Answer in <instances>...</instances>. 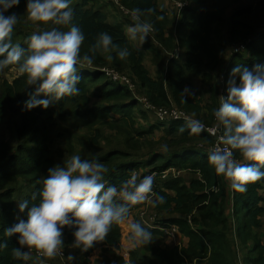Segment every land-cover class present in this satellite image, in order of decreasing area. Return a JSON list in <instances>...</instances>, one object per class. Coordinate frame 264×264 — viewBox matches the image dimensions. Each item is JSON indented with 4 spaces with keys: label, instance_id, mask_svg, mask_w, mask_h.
Returning a JSON list of instances; mask_svg holds the SVG:
<instances>
[{
    "label": "trees",
    "instance_id": "trees-1",
    "mask_svg": "<svg viewBox=\"0 0 264 264\" xmlns=\"http://www.w3.org/2000/svg\"><path fill=\"white\" fill-rule=\"evenodd\" d=\"M187 1L179 21L174 23L169 18L171 15L158 9L157 0H118L130 11L136 8L144 11L142 19L153 24L154 40L146 43V51L155 69L154 77L144 66L143 51L129 47L123 25L134 22L126 17L119 23L108 22L106 14L95 7L94 0H75L71 5L73 23L85 35L81 56L91 55L98 34L107 32L114 43L129 49L128 58L121 60L115 50L107 56L97 50L89 68L78 67L79 95L64 97L47 109L38 106L26 110L24 101L33 91L27 84V76L20 75L9 82L0 71V133L8 129L14 139L12 143L0 134V239H6L4 229L26 219L27 209L20 213L18 203L27 199L31 207L39 202L38 195L36 199L32 197L38 194L48 169L80 155L82 159L104 164L108 169L105 174L108 184L119 185L141 169L147 173L139 178L148 174L159 176L171 168L198 177L189 184L182 177L157 181L156 193L165 201L155 207L150 205L155 228L144 226L152 233L153 240L132 250L128 262L112 254L119 248L126 227V224H114L104 241L87 251L76 248L81 262L75 264H89V258L99 248L110 251L115 264H264V241L259 233L264 217V179L248 184L246 192H236L208 162V148L214 143L212 137L206 132L192 134L185 121L149 122L132 91L97 71L110 65L116 70L128 69L137 77L138 97L144 98L148 105L183 111L191 119L210 126L215 120L217 89L221 87L217 80L222 77L226 90L229 75L237 65L250 70L264 65V0ZM205 1L213 4L212 11ZM22 7H26V0H20L9 12L19 14ZM228 7L233 10L230 14L226 12ZM13 38L12 34V42ZM27 45L28 42L21 44L24 48ZM236 47L240 49L236 51ZM170 55L184 59L174 60ZM91 88L96 89L99 104L89 107L86 100L85 106L78 107ZM185 88L191 95L182 97ZM198 97L210 101L203 103ZM72 113L84 124L82 135L79 122L75 125L66 119ZM136 119L146 123L145 126L134 123ZM155 131L161 135L157 137ZM165 144L166 152L161 148ZM213 187L217 190L212 191ZM138 208L139 205L132 206L130 214ZM170 225L186 238L185 246L158 247L157 236L161 235L158 226ZM72 231L64 229L67 244L73 243ZM8 245L0 251V264H28L12 255V248L19 246L15 235Z\"/></svg>",
    "mask_w": 264,
    "mask_h": 264
},
{
    "label": "clouds",
    "instance_id": "clouds-1",
    "mask_svg": "<svg viewBox=\"0 0 264 264\" xmlns=\"http://www.w3.org/2000/svg\"><path fill=\"white\" fill-rule=\"evenodd\" d=\"M72 2L26 0L28 19L51 27L34 31L24 48L12 42L18 14L9 12L20 0H0V71L15 65L21 75L27 76V84L33 91L24 101L26 110L38 106L47 109L64 97L79 95L78 66L92 65L97 50H115L121 60L131 55L127 47L114 43L109 33L101 32L92 45L91 55L81 56L85 35L73 23ZM130 15L134 23L127 28V37L143 45L154 31L153 24L142 19L144 11L139 8L131 10ZM226 91L227 95L220 97V105L214 110L217 130L222 129V134L219 144L210 151L208 162L218 176L230 182L233 190L243 193L248 184L264 179L261 170L264 169V65L251 70L246 66L234 67ZM189 95L187 88L181 93L182 97ZM188 128L192 134H199L204 125L192 119ZM161 148L167 151L166 144ZM107 172L103 163L82 159L80 155L49 168L38 194L32 197L36 199L38 195L39 202L31 207L27 199L18 203L20 213L27 209L26 219L4 229L6 239H0V251L9 247L8 240L15 235L19 245L12 248L15 259L27 262L30 253L25 249H35L49 259L62 256L65 227L73 230L71 247L87 251L104 241L114 224L127 225L132 247L149 244L152 233L141 223L131 221L129 214L135 205L147 202L155 207L164 203L165 198L153 192L154 176L138 178L132 174L114 185L105 180ZM216 190L213 187L212 191ZM65 259L66 264H71L74 257L68 255Z\"/></svg>",
    "mask_w": 264,
    "mask_h": 264
},
{
    "label": "rangeland",
    "instance_id": "rangeland-1",
    "mask_svg": "<svg viewBox=\"0 0 264 264\" xmlns=\"http://www.w3.org/2000/svg\"><path fill=\"white\" fill-rule=\"evenodd\" d=\"M162 1H166L168 2V7L166 9V11L171 14L172 12V15L171 19L174 20V23L175 22H178V17H179V14H180V11L182 9L178 8L176 5H175V0H162ZM99 2H104V1H99ZM210 1H205V4L206 6L208 5V8H209V11H212L214 9V6L213 4L209 3ZM188 3V2H187ZM180 5V4H179ZM102 6V5H101ZM205 6V7H206ZM96 7V6H95ZM184 8V7H183ZM206 9V8H205ZM226 12L228 14L232 13L233 10L228 7L226 9ZM121 13V12H120ZM118 14L119 17H120V21L123 20L124 16L122 14ZM176 16V18L174 17ZM109 17V16H108ZM176 19V20H175ZM119 20H115L114 22L116 23H119L120 22ZM126 25H123V27H125ZM46 30L47 28H41L40 24H37V23H34L32 22L31 20L28 19V14L26 12V7H22L21 11L19 12L18 14V24L15 26V31L13 32V43L14 44H23L24 42H28V37L36 30ZM149 39L151 40H154V31L150 34L149 36ZM129 47L130 49H132L133 51H136L134 47V43L133 41L129 40ZM154 44V43H153ZM133 48H132V47ZM237 48V47H236ZM235 48V49H236ZM240 49L237 48L236 51H238ZM138 50H141V51H137V52H141L143 55H144V59H143V63H144V66L145 68L149 71L148 73L150 74L151 77H154L155 76V69L152 65L149 64V59H150V56H149V53L148 51H144L143 49H138ZM102 51V50H101ZM102 53H105V56L108 55V52H104L102 51ZM176 55H178V52L176 53ZM170 57L174 60H183L184 58H180L178 56H175V55H170ZM79 68H85V67H88L87 64H83V65H80L78 66ZM110 69L111 70H115L117 71L120 75L122 76H125L131 83L132 85V94L135 98H137L138 102H139V108L144 111L147 116H148V120L149 122L153 123V122H157L155 120V116H154V112L153 111H150L148 110L147 108H145V106L143 105V103L141 102V100L143 98H140V96L138 97V92H139V88H138V80H137V77L131 73L130 70L128 69H124V70H116L115 67L111 66L110 65ZM154 70V72L152 71ZM1 75L7 80V81H13V79L17 78L18 76H20L21 74L18 72V70L13 67V66H8L7 68H5L3 71H1ZM104 78H106L107 80H109V78L104 75ZM216 84H219L221 87L219 89H217V93H218V102H217V105L215 107V110L219 107L220 105V97L221 96H226L227 95V91L223 89V80H222V77H220ZM199 86V82H197V87ZM95 94H96V89L95 88H91L89 90V93H88V96H84V98L82 99V101L80 102V104L78 105V107H83L85 106L86 104V100H88V106L89 107H94L96 105L99 104V100L95 97ZM140 99V100H139ZM199 100L203 101V103H206V102H209L210 100L207 98V97H198ZM201 113L203 114H206L207 112L205 111H201ZM214 113V112H213ZM136 114V117H140V114L138 112L135 113ZM207 116V115H205ZM190 118H192L191 116H189ZM215 118V117H214ZM66 119L73 122L75 124L76 121L79 122V125L78 128H79V131H80V134L82 135L83 131V127H84V124L82 122L79 121V119L77 118V116H75L73 113L70 114V115H67L66 116ZM194 119V118H193ZM197 120V119H196ZM201 121V120H199ZM134 123L136 124H139L140 126H145L146 123L142 122V121H137L134 120ZM76 125V124H75ZM207 128L211 129V128H216L217 129V126H216V120H213V123L210 125V126H207L205 125ZM156 132V136L158 137L159 135H161V132H158V131H155ZM220 132H222V129L220 130ZM1 136H3V138L5 140H10L12 141V143H14V139H13V135L11 133V131H9L8 129H3L1 131ZM209 150V148H208ZM171 169H168L167 172L165 173H162L161 175L157 176L156 174H148V175H153L154 176V183H153V191L156 193V191L159 189V186L157 185V181H159L160 179H164L165 176H168L169 174H173L174 172L172 171H169ZM138 171L140 170H137V171H134L133 173L135 175H137V177L139 178V174L137 173ZM188 173V172H187ZM147 176V175H146ZM144 177V176H143ZM142 177V178H143ZM229 182V181H228ZM230 184V182H229ZM150 203H143V204H139V210L137 209V212L139 211L138 214L141 213L140 215V220H139V216L136 217V220H138L139 223L142 224V226H145V223L148 224V222H151L152 218L155 219V216L151 217V211L149 210L150 209ZM135 213H131L129 215V218L131 221H135V218L133 217ZM150 225V224H148ZM151 225H152V222H151ZM172 226V225H170ZM147 227V226H146ZM169 227V226H168ZM168 227H164V228H168ZM163 227H159L158 226V230H160V233L161 235L159 234L157 236V239L158 241H161V240H165L166 238H169L168 236L165 235V233H163L161 230H162ZM240 229V228H239ZM128 231V228H127V225L126 227L124 228V230L122 231L121 235H124L126 232ZM124 232V234H123ZM125 238V237H124ZM236 244V243H235ZM72 244H67L66 242H64V250L68 253V255H72L74 257L73 261L71 262V264H75V263H80L81 262V256H80V253L77 252V249L76 248H72L71 247ZM124 246L125 245H120L119 248L115 251H112V254L117 256V257H120L122 258L123 260H129L130 256L128 257V255H125L123 254L124 253ZM110 252V251H108ZM108 252H105L101 249H98L96 250V253L93 254L90 258H89V264H115L114 262H112V259L113 257L110 256V254ZM111 254V255H112ZM124 255V256H123ZM106 259V260H105Z\"/></svg>",
    "mask_w": 264,
    "mask_h": 264
},
{
    "label": "crops",
    "instance_id": "crops-1",
    "mask_svg": "<svg viewBox=\"0 0 264 264\" xmlns=\"http://www.w3.org/2000/svg\"><path fill=\"white\" fill-rule=\"evenodd\" d=\"M94 1H96L95 3L97 4L96 8L99 7L98 9L106 14L108 22L116 23V22H114L115 20H117V21L119 20L120 21V17L118 15L120 13V10L118 8V4H119L118 0H94ZM99 1H104V2H99ZM74 2H75V0H73L72 4ZM167 4H168V2H166V1L157 0L158 9L160 11H165L166 13H168L166 11V9L168 7ZM172 13L171 14L168 13V14L172 15ZM120 14H122V13H120ZM121 22H122V20H121ZM129 26L130 25H126L125 27H123L124 32L126 33V35H127V28ZM128 41H129V39H128ZM148 41H152V40L148 38L147 42ZM147 42H145L143 45H140L138 41H133L135 48H133L132 46L131 47L133 49H135V50L143 49L144 51H146V43ZM149 64L151 65L150 59H149ZM152 71L154 72V70H152ZM169 171H172L174 173L173 174L171 173L168 176H165L164 179H167V178H174L175 179V178H178V177H182L184 179V181L189 184V182L192 179H195V178L198 177V175L190 174V173H187L186 171L177 170L175 168H171V170H169ZM165 172H167V171H165ZM146 173H147V171L146 170H142V169L138 172L139 175H143V174H146ZM138 210H139V208H138ZM133 213H135L134 216H133L135 218V222H138V220H136V217L139 216L138 218L140 220V214H138L139 211L137 212V210H136ZM148 224H150V225H148ZM148 224L145 223V226H147V228H150V229H154L155 228V227H153L151 225V222H148ZM259 233L261 234L262 240L264 241V217H263V220H262V225H261V227L259 229ZM123 234H124V232H123ZM128 237H129V230L124 235H122L119 246L120 245H122V246L125 245L123 254L128 255V257H129L130 252H132V250H134L137 246L136 247H132L130 245ZM63 240L65 242V238L64 237H63ZM185 244H186V238L182 234L178 233L173 238H166L165 240H161L160 242H158V247H160V248L179 247L180 248L182 246H185ZM95 253H96V251L93 254H95ZM41 261L44 262V263H56L57 262V260L55 258L41 260ZM124 261L128 262L129 260H124ZM34 262L37 263L38 260H35V258H33L32 259V264Z\"/></svg>",
    "mask_w": 264,
    "mask_h": 264
},
{
    "label": "built area",
    "instance_id": "built-area-1",
    "mask_svg": "<svg viewBox=\"0 0 264 264\" xmlns=\"http://www.w3.org/2000/svg\"><path fill=\"white\" fill-rule=\"evenodd\" d=\"M187 2H188L187 0H175V5L178 8L182 9L183 6L186 5ZM118 8L124 17H126L130 21H132L131 15H130V13H131L130 10L122 7L120 4H118ZM89 67L90 66L88 65L87 68H89ZM97 71L106 75L111 81L119 83L121 85H124L130 91H132L131 90L132 85H131L130 81L125 76L120 75L117 71L111 70L109 67H102V68L97 69ZM141 102L143 103L145 108L154 112L155 119L158 122H166V121H185V122H188L189 120H192L191 118L186 116L185 112H183V111H179L176 109H166V110L155 109L154 107L148 105L144 98L141 100ZM202 132H206L210 137H212L214 139L213 140L214 143H213V145H211V148L209 149V151H211L214 147H216L219 144V136L222 134V132H220V130H217L216 128L209 129L205 125H204V129ZM140 215H141V213H140ZM151 220H152L151 222L153 223L154 222L153 218ZM161 231L163 233H165V235L168 236L169 238H173L174 236H176L178 234V230L175 226H170L168 228L163 227ZM25 250L29 251V253H30V258L27 261L28 264H32L33 258H35V260H38L37 263L34 262L33 264H66L65 258L68 256V253L63 249V255L62 256L58 255L55 257V259L57 260L56 263H44L41 260H46L49 258L42 256L35 249H32V250L25 249Z\"/></svg>",
    "mask_w": 264,
    "mask_h": 264
}]
</instances>
